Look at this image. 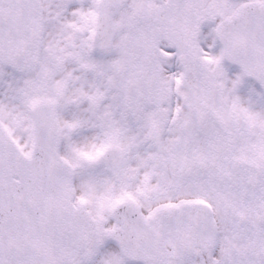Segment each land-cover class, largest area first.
<instances>
[{"label": "snow or ice", "instance_id": "snow-or-ice-1", "mask_svg": "<svg viewBox=\"0 0 264 264\" xmlns=\"http://www.w3.org/2000/svg\"><path fill=\"white\" fill-rule=\"evenodd\" d=\"M0 264H264V0H0Z\"/></svg>", "mask_w": 264, "mask_h": 264}]
</instances>
